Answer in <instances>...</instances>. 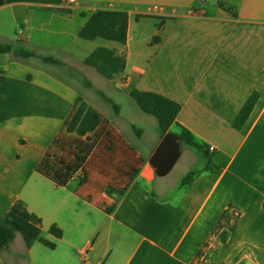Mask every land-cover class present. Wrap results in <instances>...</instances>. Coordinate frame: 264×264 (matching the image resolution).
I'll return each mask as SVG.
<instances>
[{"label":"crops","instance_id":"crops-1","mask_svg":"<svg viewBox=\"0 0 264 264\" xmlns=\"http://www.w3.org/2000/svg\"><path fill=\"white\" fill-rule=\"evenodd\" d=\"M1 1L0 45L64 66L0 54V217L22 201L40 219L42 238L55 245L27 248L16 234L0 251V264H264V0ZM97 10L127 13L124 45L79 38ZM148 24V34H133ZM97 48L125 58L116 90L155 93L180 106L170 129L179 133L181 126L207 147L214 170H203L192 150L199 173L190 185L163 181L155 187L161 177L149 158L159 131L147 148H137L133 139L143 132L131 120L122 125L117 104L111 117L86 102L101 115L100 125L83 136L63 131L83 100L71 81L82 82L89 67L83 61ZM254 92L251 113L234 129ZM178 142L175 164L184 147ZM78 149L83 161L65 186L36 171L47 151L72 162ZM50 226L60 238L48 232Z\"/></svg>","mask_w":264,"mask_h":264},{"label":"trees","instance_id":"trees-1","mask_svg":"<svg viewBox=\"0 0 264 264\" xmlns=\"http://www.w3.org/2000/svg\"><path fill=\"white\" fill-rule=\"evenodd\" d=\"M10 2H34L40 4L58 5L60 0H5ZM0 4L2 1L0 0ZM67 11V10H66ZM78 36L80 39L92 41L97 38L116 42L124 45L127 37V13L124 11L113 10H97L93 12L87 19L84 26L80 29ZM158 37H154L152 41H157ZM11 53L16 59L39 58L43 62L51 63L57 66L64 64L52 57H45L37 53L27 50L23 47L12 48V44L6 43L0 45V54ZM84 65L92 67L95 71L107 80L113 79L116 75H120L125 68V58L117 55L114 50L105 48H97L91 52L83 61ZM264 73V70H263ZM86 82V81H85ZM88 87L90 83L86 82ZM99 94L102 93L99 91ZM129 97L134 101L139 110L153 117L158 126L159 134L162 136L171 133L170 127L175 124V118L180 110V106L163 96L150 92H141L131 89L128 93ZM103 96V95H102ZM106 102L111 103L113 111L118 113V106L107 97H102ZM258 94L251 93L247 98L237 116L233 120L232 126L239 130L247 120L251 113ZM101 123V115L97 110L89 106L85 101L79 99L64 122L63 131L76 136H83L95 130ZM177 139L183 146L193 150L201 159V166L205 171H212L216 168L212 162L208 148L195 140L193 135L183 127H179V133L175 134ZM58 143V138L54 145ZM84 150L78 149V154L74 155L72 162L57 161L55 155L47 151L36 166V171L45 177L51 179L58 186H65L72 175L79 169L83 157L81 154ZM199 168L189 170L180 180L179 187L186 188L192 180L198 175ZM264 206V204H263ZM40 219L29 213L22 201H16L9 209L4 217H0V251L6 249L13 241L16 234H19L27 248L34 243H39L48 249H54L52 242L42 238L40 232ZM48 232L55 238L61 237V231L55 226H50Z\"/></svg>","mask_w":264,"mask_h":264},{"label":"rangeland","instance_id":"rangeland-1","mask_svg":"<svg viewBox=\"0 0 264 264\" xmlns=\"http://www.w3.org/2000/svg\"><path fill=\"white\" fill-rule=\"evenodd\" d=\"M207 4L212 5L217 0H205ZM132 23L134 24V20L132 19ZM151 23V22H150ZM138 29L137 27L134 28V33L137 37L142 38L146 34L150 32L152 29V24H148L144 28ZM140 32H142L140 34ZM100 43H108L111 44V42H107L104 40L99 39ZM113 44V43H112ZM33 61V60H32ZM45 68H50V71L55 72L59 76H63V72L59 70V68L51 67V66H44ZM83 76H82V82L80 84H77L74 80L71 82L76 85L77 89L79 90L81 94V98L87 102L91 103L92 105H99V108H101L103 111L107 112L111 117H115V112L113 111L111 103H108L104 101L101 97H107L108 99L112 100L115 104L120 105L122 107V114L120 117V121L122 125H125L126 120H131L135 128L140 129L143 132V136L141 139L134 138L133 144L139 148L144 149L147 148V144L151 141L157 138L158 135V126L156 120L148 116L144 113H142L137 105L128 98L129 96L125 94L127 89L120 88L119 90H116L113 86L118 84L120 82V76L116 75L114 77V82L111 84L107 79L103 78L100 74H98L93 68H83ZM90 83L91 87H88L86 85V82ZM99 91L102 93V95L99 94ZM129 103V104H128ZM127 127V126H126ZM172 133H177L178 130L175 127H172L170 129ZM129 133L132 137H134L133 131L129 130ZM183 154L181 155L180 159L177 161V163L174 165L172 170L164 177L157 178L155 182V187L161 183L166 182L171 187L175 186L177 183L180 182L181 178L186 174V172L192 168H195V165L192 163L191 159L189 158V151H192L191 149L187 147H182ZM93 218V217H92Z\"/></svg>","mask_w":264,"mask_h":264},{"label":"water","instance_id":"water-1","mask_svg":"<svg viewBox=\"0 0 264 264\" xmlns=\"http://www.w3.org/2000/svg\"><path fill=\"white\" fill-rule=\"evenodd\" d=\"M180 154V145L175 135L166 133L160 139L149 158V164L157 176L167 175L173 168Z\"/></svg>","mask_w":264,"mask_h":264},{"label":"built area","instance_id":"built-area-1","mask_svg":"<svg viewBox=\"0 0 264 264\" xmlns=\"http://www.w3.org/2000/svg\"><path fill=\"white\" fill-rule=\"evenodd\" d=\"M76 0H60V4H63V5H66V6H69L73 3H75Z\"/></svg>","mask_w":264,"mask_h":264}]
</instances>
